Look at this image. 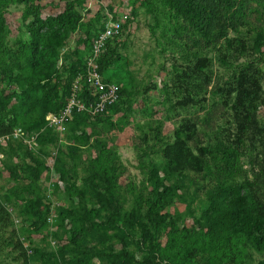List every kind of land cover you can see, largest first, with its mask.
I'll use <instances>...</instances> for the list:
<instances>
[{
  "label": "trees",
  "instance_id": "16d2710c",
  "mask_svg": "<svg viewBox=\"0 0 264 264\" xmlns=\"http://www.w3.org/2000/svg\"><path fill=\"white\" fill-rule=\"evenodd\" d=\"M15 1L0 0V61L4 60L5 9ZM63 1L60 12L43 16L51 0H26L29 7L23 18H32L27 28V53L22 61L19 54H10L16 73L13 68L7 72L0 69L2 78L20 87L19 92L11 86L0 91V137H9L0 146V175L6 174L9 182L27 181L29 188L36 189L24 210L36 231L48 225L52 212L53 224L62 230L61 235L55 231L53 238L66 234V243L57 256L47 262L39 254L40 260L45 264H197L194 259L202 255L199 263L222 264L217 254L241 249L244 264H255L253 254L264 255V23L251 22L244 13L249 0H160L167 11L168 26L178 37L184 33L201 38L188 43L178 39L175 44L170 39L174 50L183 53L179 58L195 60L193 67L173 66L170 79L175 96L180 95L177 105H196L204 114L180 118L170 133L164 134L156 126L143 134L142 153L158 156L147 163L139 157L140 165L146 168L144 196L136 195L131 185H122L120 171L113 164L106 163L89 173L82 148L91 135H77L84 123L90 133L100 136L89 123L93 118L108 117L106 125L113 129L115 122L110 117L119 112L122 98L130 94L117 78L127 63L118 53L120 40L128 34L127 20L111 17L120 24L121 33L106 42L97 60L103 80L119 85V100L97 116L74 112L62 134L69 136L60 149L52 151L56 155L51 157L50 167L37 154L44 155V138L59 134L46 126L45 117L62 111L72 81L84 72V62L74 49L65 54L67 59L76 58L68 68L57 62L60 49L80 19L76 6L82 4V0ZM144 2L151 4L150 0ZM259 19L264 22V15ZM158 23L155 18L153 28ZM84 42L85 36L75 45ZM212 52L216 53L213 58L209 56ZM80 86V98L86 104L94 101L85 80ZM67 87V97L63 93L60 98L58 93ZM15 129L26 139L37 134V149L29 150L22 139L13 138ZM200 134L206 137L204 142ZM211 160L217 167L210 173L214 185L199 198L196 209L187 206L185 214L171 213L168 206L177 188L168 182L180 180L194 185L196 177L205 182ZM78 169L87 170L89 175L82 187L76 182ZM51 172L58 175L57 182H50L51 196L54 190L52 197L58 203L53 209L51 199L46 198L49 183L44 187L42 179ZM59 183L64 184V191H74L75 204L65 206L57 200L54 195ZM14 191L12 186L10 198L5 200L11 199ZM126 194L132 195L127 208ZM191 194L200 193L196 189ZM90 202L95 208H88ZM188 217L189 226L185 224ZM9 226L10 214L0 204V233L4 235ZM1 244L17 254L14 261L19 264H30L38 255L35 252L33 258L28 257L14 230L0 239Z\"/></svg>",
  "mask_w": 264,
  "mask_h": 264
},
{
  "label": "rangeland",
  "instance_id": "374dc122",
  "mask_svg": "<svg viewBox=\"0 0 264 264\" xmlns=\"http://www.w3.org/2000/svg\"><path fill=\"white\" fill-rule=\"evenodd\" d=\"M48 2L49 0H47ZM65 2L63 0H51L47 9L42 12L43 16L55 15L60 12ZM150 2L151 4H145L144 0H82V4L76 6V13L80 15V19L75 29L70 33L67 42L60 49L57 61L58 65L63 64L68 68L76 58L69 57L67 59L65 54L74 49L83 64L85 58L91 52L96 36L109 19H112L111 17L128 21V34L120 40L118 47L122 62L127 63L117 72V78L119 84L126 87L130 94L122 98L119 104V112L110 117L115 122L113 129L106 125L108 117L93 118L89 123L99 131L100 136L98 134L94 135L93 132L90 133V127L85 126L84 123L79 125L77 135H91L87 145L82 148L84 149L82 150V156L86 168L90 167L89 173L98 167L102 168L106 163L113 164L120 171L119 179L122 185H131L134 193L139 196L145 195V187L147 186L146 168L140 165L139 157L142 156L145 163L148 162V159L158 157L153 155L152 152L148 155L142 153L143 134L154 130L156 126L160 127L162 133H170L174 124L180 118L202 117L204 114L203 110L196 105L190 106L188 104L184 107L177 105L180 95L175 96V88L171 83L172 78L170 79L173 66L184 69L186 66L193 67L195 64V60L186 61L184 58H179L183 53L178 48L174 50L170 39L175 44L178 39L188 43L192 40L199 41L201 38L197 35L194 37L189 36V38L184 33H180L181 37H178L179 35L174 33L168 26L167 11L162 7L161 1L150 0ZM151 6L155 12L154 14L150 12L152 10ZM28 7L26 0H16L5 9L4 60L0 61V64L4 65H0V69L4 68L7 72V68L9 70L13 68V74L17 70L15 65L12 64L14 58L9 60L10 54L13 55L12 53H14L15 56L19 54L20 61H22L29 46L27 28L32 18L31 16L23 18ZM244 13L249 15L251 22L263 24L264 22L259 19V16L264 15V0H249ZM155 18L159 23L153 28ZM84 36L86 43L75 45L76 41L79 39L81 41ZM213 54L216 53L212 52L209 56L213 58L215 56ZM1 76L2 72L0 71V91H5L6 87L11 86L13 91L18 89L19 92L20 87ZM116 85L119 87L118 84ZM63 93H66L67 97L68 87L66 90L61 89L58 96L61 98ZM130 96L131 98L128 99ZM198 125L200 129L202 126L201 119ZM66 136H69V134L55 136L51 134L50 137L44 138L41 145L44 155L37 154L45 160L47 166L50 167L53 163L51 152L57 147L60 149L65 144ZM95 139H98L99 142L94 141ZM200 139L204 142L206 137L200 134ZM102 148H105L104 152L100 150ZM18 162L23 163L21 159ZM209 166L210 170L206 174L207 180L205 182L203 178L199 177H196L198 180L194 185L183 184L184 181L180 180L175 183L173 181L168 182L175 189L177 188L168 206L171 213L178 211L185 214L187 213V206L190 210L196 209L199 198H202L204 192L214 185V179L210 176V173L215 172V169L217 171L216 162L209 161ZM159 167H161L160 163ZM243 168L246 169L245 163ZM85 171L77 170L76 182L80 187L83 186L84 178L89 177L88 171ZM42 179L45 181L43 184L45 187L47 181L48 183L57 182L58 175L51 172L50 175L49 173L48 175L45 174ZM197 184H199V187H196ZM12 186L15 187L13 196L11 199L5 200V197L10 198L9 194ZM28 186L27 181L12 182L11 180L9 182L6 174L0 175V204L6 207L9 212L12 225L6 228L4 235L0 233V239L7 238L14 230L15 236L23 243L24 249L27 250L28 257L33 258L35 252L38 254L30 264H45L42 260L52 261V258L57 256L58 250L66 243V234L65 237L60 236L59 239H54L53 234L55 231L59 232L60 235L62 234V230L57 228L56 224H53L54 222L51 225H43L37 231L34 229L31 218L28 217L29 215L26 216L24 212L29 200L34 199V191L36 190ZM196 189L200 194L193 196L191 193ZM64 190V184L59 183L54 195L57 200L65 206L75 204L77 198L74 191L72 189ZM188 191L190 194H188ZM53 194L54 190L52 196ZM52 196L51 198H53ZM131 197L132 195L128 194L125 208L130 206ZM42 200L45 203L44 197ZM88 208H95L92 202L88 203ZM196 213L198 212L196 211L194 214ZM185 224L187 226L191 224L189 217L186 218ZM68 227L69 225L66 224V228ZM243 253L244 251L241 249H232L231 253H225L224 255L219 253L217 255L218 258L222 257V264H230V260H232V264H244ZM39 254L42 255V260H40ZM16 255L10 248L1 244L0 264H19L14 261ZM232 255L234 256L231 257ZM201 256L199 255L194 259L197 264H203L202 260L200 263L198 262ZM227 257L229 258L226 259ZM252 260L255 264H264V255L253 254Z\"/></svg>",
  "mask_w": 264,
  "mask_h": 264
},
{
  "label": "built area",
  "instance_id": "2783aa9c",
  "mask_svg": "<svg viewBox=\"0 0 264 264\" xmlns=\"http://www.w3.org/2000/svg\"><path fill=\"white\" fill-rule=\"evenodd\" d=\"M121 33V26L118 22L109 19L103 30L96 36L90 54L84 61V72L78 74L70 85L69 96L62 111L58 114H48L45 117L46 126L54 129L59 135H62L65 129V123L72 121L73 114L87 113L92 116L102 114L106 107L113 105L119 100L118 88L113 83H108L103 80L99 71L97 60L106 44V42ZM85 80L92 90L95 97L94 101L87 104L80 98L81 82ZM12 137L15 139H22V142L28 147L29 150L34 151L37 149V134L29 139L23 137L22 133L17 129L13 130ZM7 140L8 136L0 137V146ZM52 157L56 155V151L51 153ZM2 155H0V158ZM47 199L52 201V209L58 203L51 198V184H48ZM54 222V213L50 212L47 218V223ZM54 243V242H52Z\"/></svg>",
  "mask_w": 264,
  "mask_h": 264
}]
</instances>
